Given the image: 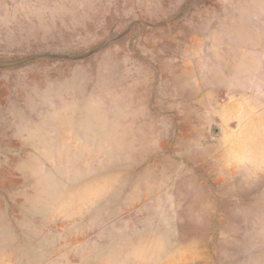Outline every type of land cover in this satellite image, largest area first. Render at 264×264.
Returning a JSON list of instances; mask_svg holds the SVG:
<instances>
[{
  "label": "rangeland",
  "instance_id": "374dc122",
  "mask_svg": "<svg viewBox=\"0 0 264 264\" xmlns=\"http://www.w3.org/2000/svg\"><path fill=\"white\" fill-rule=\"evenodd\" d=\"M0 264H264V0H0Z\"/></svg>",
  "mask_w": 264,
  "mask_h": 264
}]
</instances>
